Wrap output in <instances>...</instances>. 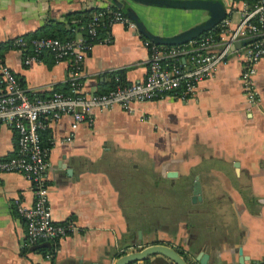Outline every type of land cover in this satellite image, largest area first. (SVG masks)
<instances>
[{"label": "crops", "instance_id": "1", "mask_svg": "<svg viewBox=\"0 0 264 264\" xmlns=\"http://www.w3.org/2000/svg\"><path fill=\"white\" fill-rule=\"evenodd\" d=\"M223 1L231 15L240 16L239 0ZM131 4L161 35L207 16L200 9ZM112 5L113 0H0V41L50 21L67 22L77 10ZM229 20V27L238 21ZM82 35L75 31L73 37ZM108 37L84 56L86 93L106 90L115 71L126 82L147 74L149 46L136 27L113 21ZM3 58L30 96L49 94L68 76L67 60L47 55L25 64L21 50L10 47ZM242 65L233 52L192 95L133 102L131 110L119 104L95 109L92 121L74 129L68 113L52 122L43 137L51 140L49 203L54 221H72L74 228L50 246L29 242L18 202L33 203L31 184L22 172L0 171V264H114L121 254L153 243L173 246L191 264H201L204 255L206 264H260L264 57L256 64L254 101L243 88ZM16 145V130L0 123V159L12 156ZM131 264L174 262L152 254Z\"/></svg>", "mask_w": 264, "mask_h": 264}, {"label": "built area", "instance_id": "2", "mask_svg": "<svg viewBox=\"0 0 264 264\" xmlns=\"http://www.w3.org/2000/svg\"><path fill=\"white\" fill-rule=\"evenodd\" d=\"M240 16L233 27H229L228 16L218 25L219 36L201 34L177 45L156 44L145 38L149 46L147 74L144 80L117 83L102 93H86L82 90L83 59L94 43L82 37L62 40L57 37L39 36L26 39L22 35L13 37V48L23 50L31 44L35 51L49 50L56 62H69L67 79L72 87L69 94L53 92L47 96H30L13 70L0 58V123L12 126L17 132L15 153L0 159V171L22 172L29 180L34 194L31 205L18 202L19 212L26 223L29 242L50 241L54 244L74 228L72 221L56 222L49 203L47 170L51 146L41 145V130L48 128L63 114L73 117L71 128L81 121H92L95 109H109L115 104L127 110L133 102H146L168 95L185 97L195 93L200 80L211 76L220 63H224L233 52L242 57L241 77L248 100H256L254 75L257 62L264 57V0H239ZM229 10V8H228ZM108 22L124 21L135 27L123 12L108 9ZM103 12L93 14L87 25L94 36L95 24L102 20ZM109 37L104 39L105 42ZM245 41L242 46H235ZM39 60L36 54H27L23 61L29 64ZM264 264V260L260 262Z\"/></svg>", "mask_w": 264, "mask_h": 264}, {"label": "water", "instance_id": "3", "mask_svg": "<svg viewBox=\"0 0 264 264\" xmlns=\"http://www.w3.org/2000/svg\"><path fill=\"white\" fill-rule=\"evenodd\" d=\"M113 2L133 21L140 34L156 44L177 45L185 43L214 28L228 16V9L223 0H113ZM131 2L178 9H200L206 11L207 16L201 22L195 23L179 32L161 35L147 26ZM240 43L244 44L245 41H238L235 46H239ZM195 188L197 191L200 189L198 180L195 181ZM43 245L50 246V242L44 241L37 246ZM152 254H162L171 259L174 264H191L185 255L181 254L173 246L164 243L148 244L140 249L125 252L117 257L114 264H131L137 260L146 259ZM204 257L206 256L204 255L200 259L201 264H206Z\"/></svg>", "mask_w": 264, "mask_h": 264}, {"label": "trees", "instance_id": "4", "mask_svg": "<svg viewBox=\"0 0 264 264\" xmlns=\"http://www.w3.org/2000/svg\"><path fill=\"white\" fill-rule=\"evenodd\" d=\"M110 9L118 10L121 11L120 8L117 6L112 5ZM108 8L105 7H92L88 9H82V10H77L74 11L71 15H69L67 22L63 21H50L47 24L37 28L36 30L26 33V34H21L24 38L26 39H31L34 37H39V36H50V37H57L62 40L66 39H71L74 38V32L75 31H81L82 32V37L86 38L87 40L91 41L92 43L96 42H101L104 41L106 37L109 35V27L110 23L108 22ZM98 12H103L102 14V20H99L97 24H95L96 27V33L94 36H92L88 30H87V25L92 21L93 14L98 13ZM122 12V11H121ZM72 19H75L74 21H71ZM222 26L217 25L214 28L204 32L203 34H208L212 33L215 36H219V33L221 31ZM12 40L13 37L6 40V41H0V58L3 59V50L6 47L13 48L12 45ZM23 54V58L27 54H36V57L39 60H43L45 56H50L53 61L56 62L55 57L53 56L52 52L49 50H41V51H35L33 46L31 44H27L23 50H21ZM120 71H115L114 74L111 76V80L109 82L108 88L102 92H106L109 89L113 88L117 83H127L124 78L119 74ZM16 74V73H15ZM17 76V75H16ZM19 82L21 84L22 81L20 78L17 76ZM83 80V78H82ZM72 81L69 79H66V81L60 86H55L53 87L52 91L49 94L46 95H40V96H47L52 94L53 92H62L64 94H69L70 89L72 87ZM98 92V93H102ZM49 130L48 128H45L44 130H41V145L42 146H51V140L48 139L47 141L43 140V137L45 134H47Z\"/></svg>", "mask_w": 264, "mask_h": 264}, {"label": "rangeland", "instance_id": "5", "mask_svg": "<svg viewBox=\"0 0 264 264\" xmlns=\"http://www.w3.org/2000/svg\"><path fill=\"white\" fill-rule=\"evenodd\" d=\"M232 12V9L230 7V9L228 10V18H231V20H237L238 19V16H239V13L237 14V12H233V14L231 15L230 13ZM198 16L201 17V18H204L205 17V14L203 12H200L198 13Z\"/></svg>", "mask_w": 264, "mask_h": 264}]
</instances>
